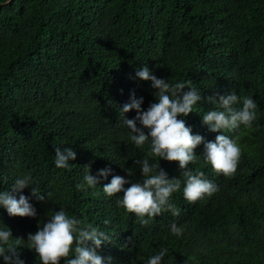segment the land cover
<instances>
[{
	"label": "trees",
	"instance_id": "obj_1",
	"mask_svg": "<svg viewBox=\"0 0 264 264\" xmlns=\"http://www.w3.org/2000/svg\"><path fill=\"white\" fill-rule=\"evenodd\" d=\"M145 65L157 78L189 81L199 90L202 99L193 112L178 118L205 143L221 134L202 123V115L217 108L206 97L235 92L257 104L251 127L223 130L242 150L233 177L205 163L204 143L194 150L197 159L188 167L218 186L212 196L189 203L178 162L148 157L149 144L137 148L130 141L120 111L130 94L143 97L144 110L156 102L151 82L135 76ZM135 115V110L124 114ZM56 147L75 150L68 168L55 167ZM144 158L159 164L169 179L181 180L169 201L180 214L164 211L146 226L117 206L122 194L107 197L102 189L113 175L142 181L134 161ZM85 165L94 176L105 168L111 174L78 191ZM25 175L30 186L13 194L28 197L36 217H10L0 206V229L11 231L9 244L16 247L6 253L13 261L40 264L28 248V234L63 208L111 237L98 249L105 264L109 257L110 264H147L165 248L162 264H264V0L2 3L0 191ZM31 187L45 202L31 195ZM173 223L183 228L181 236L171 233Z\"/></svg>",
	"mask_w": 264,
	"mask_h": 264
},
{
	"label": "clouds",
	"instance_id": "obj_2",
	"mask_svg": "<svg viewBox=\"0 0 264 264\" xmlns=\"http://www.w3.org/2000/svg\"><path fill=\"white\" fill-rule=\"evenodd\" d=\"M136 78L142 81H150L155 89L156 102L151 103L146 110L142 109L143 97L137 98L135 93L130 94V102L120 110L123 114V124L129 129V139L137 147L143 148L149 144L148 157L159 158L168 162H178L184 177L183 197L189 203L212 196L217 192L218 186L204 178L203 172H194L188 166L194 163L197 155L194 150L204 143L203 157L212 171L225 177H233L241 158L242 150L236 138H230L223 134V130H234L243 125L249 128L256 118L257 104L253 98L239 97L235 92L227 95L208 96L207 102L216 105L215 110H209L202 115V123L216 135L214 141L204 142L201 135H193L192 129L186 125L183 119L193 112L194 105L202 99L199 90L190 85L189 81L169 83L168 80L157 78L147 65L138 69ZM185 89H189L185 91ZM234 105H242L234 107ZM135 110L136 115L132 119L124 116ZM76 159V152L70 147L55 148V167L64 169L69 167V161ZM140 165V182H132L128 178L113 175L109 183L102 189L107 197L122 194L116 200L117 206L129 214H134L142 226L161 215L164 211H170L178 216L180 210L172 203L170 198L173 193L181 188L179 178L169 179L159 164L150 163L148 158L134 161ZM127 176L132 175L129 169ZM111 174L110 168L100 170L97 175L91 174L90 165L84 166V183L76 185V189L86 190L94 188L100 183L99 177L107 178ZM31 177L25 175L15 180L10 190L0 191V206L6 209L10 217L35 218L36 209L29 203V198L13 193L22 192L29 187ZM31 195L38 201L45 202L46 197L39 194L37 188L31 187ZM50 195V194H49ZM171 233L181 236L183 228L175 223L171 225ZM12 233L8 228L0 229V257L4 264H24L18 257L13 261V256L7 252H15L16 247L9 244ZM111 237L104 231L92 225H82L75 216H70L63 208L55 211L47 223L34 234H28V248L34 250L40 264H105V258L98 253L102 245L109 243ZM21 239H17L19 243ZM168 249H162L158 254L151 256L147 264H162V260ZM109 264L111 258H108Z\"/></svg>",
	"mask_w": 264,
	"mask_h": 264
},
{
	"label": "water",
	"instance_id": "obj_3",
	"mask_svg": "<svg viewBox=\"0 0 264 264\" xmlns=\"http://www.w3.org/2000/svg\"><path fill=\"white\" fill-rule=\"evenodd\" d=\"M7 1H9V0H4V1H1V2H0V5H1L2 3H4V2H7Z\"/></svg>",
	"mask_w": 264,
	"mask_h": 264
}]
</instances>
